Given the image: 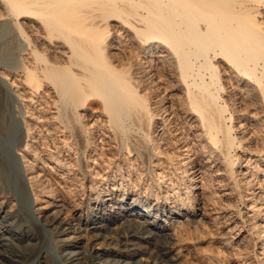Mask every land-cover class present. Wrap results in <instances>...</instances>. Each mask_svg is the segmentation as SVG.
Listing matches in <instances>:
<instances>
[{
	"label": "bare ground",
	"instance_id": "bare-ground-1",
	"mask_svg": "<svg viewBox=\"0 0 264 264\" xmlns=\"http://www.w3.org/2000/svg\"><path fill=\"white\" fill-rule=\"evenodd\" d=\"M262 7L264 8V0H0V20H6L2 24L6 23L7 27L4 29L10 37L9 42L7 40L3 48L0 47V73L4 78L9 75L18 76V89L23 90L25 97H29L32 103L37 102L29 104L32 112L38 107L41 108L36 114L37 121L30 120L27 132L19 126V118H13L16 130L15 147L26 159L24 162L29 163L43 157L39 154L41 151L36 143L43 144L44 151L49 152L57 166L62 167L69 163L64 170L69 178V186H74L68 192L57 190L50 183L51 179L44 182L37 177L39 175L32 164H28L25 170L31 175L30 182L36 200L39 193L51 195L55 199L60 193H64L61 200L71 203L72 197L79 190L77 183L81 182V191L84 192L86 186L83 179L88 181L91 176L95 187L90 183L92 188H88L90 192L87 199L90 201L95 195L98 203L96 208L91 209L98 211L95 218L88 217V221L78 218L75 225L63 219L62 212L66 209L64 204H54L56 210H47L42 220H31L37 213L35 208L23 209L19 203L20 206H15L18 194L15 182L23 185L22 187L26 182L14 174L16 161H13V165L7 161V156L12 151L9 142L12 136L9 133L14 131L8 129L7 122L13 112L8 111V108L14 102L9 96L7 86L0 83V198L6 199L1 200L0 211H5L8 215L13 206L17 207L13 211L17 223L6 225L8 227L5 231L0 226V264H21L22 261L31 264H55L54 259L58 260V264H95L97 258L98 264H119L122 261L121 258L94 253L98 249L95 247L110 251L108 255L136 258L123 262L124 264H141L142 261L145 264H198V260L202 263L203 255L196 257L192 252L189 258L185 257L183 260L181 257L180 260L174 256L165 263L167 258H163L160 252L150 260L145 258L144 250L137 247H128L126 250L116 247L122 243V238L128 237L127 232L120 230L123 228L121 216L126 213L141 215L139 208L145 215L150 216L151 209L166 217L169 214L188 216L185 221L172 219L174 221L166 224L161 219L164 226L159 227L165 230L173 228L177 239L183 241L184 246H188L191 233L197 234L194 232L197 231V219L194 217L199 212L202 201L196 192L191 194V180H196L201 172L197 166L204 153L207 154L204 158L208 161H205L203 167L200 164L201 169L204 170L213 163L218 166L217 162L224 160L227 168L225 172L229 178L236 179L242 194L246 191L247 195L252 189L253 177H247L245 173L247 181L244 189L243 178L237 177L242 153L246 152L247 138L245 135L239 138L234 132L235 129L245 131L243 117L246 120L251 116V119L257 117L254 113V116L250 114L251 110L253 112L258 107L254 106L256 103L259 106L263 103L264 107ZM121 30L129 34V43L125 47L122 35L119 34ZM121 47L125 48L123 56L118 52ZM163 48L171 56L163 68L167 72L172 71L175 76L172 82L184 91L181 106L186 118L185 127L182 125L184 130L180 129L183 137L179 136L180 133L177 134L178 128L174 129L172 126L175 120L166 118V115L173 113L169 111L171 105L165 93L169 86L162 90L164 94L160 97L164 104L168 102L165 109L161 108L162 105L159 106L161 101L157 98L161 89L157 81L160 64L155 57L156 52ZM20 52H25L22 58H19ZM4 57L8 60H4ZM236 102L237 106H234ZM52 109L54 111L50 115L48 110ZM190 116L192 118L189 119ZM259 118L255 120L258 121ZM192 119L199 143H202L200 149L198 146H190L192 140L188 139L192 133ZM235 119L239 120V124L234 128L235 125H230V122ZM94 125L103 132L99 136L98 130L93 128ZM259 129L262 130L261 127ZM55 134L61 140L56 139ZM97 138L108 142V148L112 145L111 152L114 156L121 157L120 161H116L120 175H123V160L129 161L130 164H126L135 167L138 174L139 171L142 174L145 169H149L147 174L150 173L154 179L156 175L163 176L162 169L158 171L157 166L163 163L169 166L170 185L181 186L178 189L172 186L176 199L169 201L167 196H162L164 199L160 201L161 197L152 186L148 195H155L158 202L151 207L147 199L141 202L142 197L131 198L126 185L120 194L116 191L115 182L112 188H102L111 179L110 175L105 176L90 170L92 163L89 158H93L91 152L98 148ZM175 139L183 140L182 144L189 141L181 150H173L177 146L174 144ZM166 145L172 146V150ZM88 146L92 148L87 150ZM238 149L242 153L233 154ZM263 149L257 150L256 154L253 148L248 151L247 144V151L254 156L262 154ZM62 151H66L67 157L79 154L84 155V158L74 159L73 156L67 161V158L59 157ZM185 152L192 154L181 160L180 155ZM104 153L97 152L96 155L101 156ZM94 159L96 164L98 158ZM19 166L22 165L19 163L17 167ZM142 168L145 169L141 171ZM218 170L222 168L218 166ZM250 172L252 175L258 173L254 168ZM128 173L131 178L132 171ZM205 173L207 174L204 172L201 177ZM13 200L16 204L12 203ZM118 201L121 203L117 205ZM6 215L2 216L0 223L5 222ZM251 215L254 219L264 218L263 209L258 207L256 213ZM155 221L156 224L160 223ZM175 222L180 224L175 225ZM97 223H104L107 230L119 229L116 235L110 231V236H105L112 241L106 240L104 235L86 240L85 235H92ZM64 225L69 227L63 229ZM199 226L201 225L198 228ZM41 227L52 233L53 243L57 242L54 253L45 250L41 244ZM250 229L256 230L257 236L262 240L264 252V226L255 221L250 224L249 231ZM166 234L168 237L162 245L167 249L168 255L172 245L168 240L170 233L167 231ZM56 235L59 238L56 239ZM61 235L64 236L62 239ZM115 238L117 239L114 240ZM199 250L195 249L196 252ZM219 259L221 264L226 261V258Z\"/></svg>",
	"mask_w": 264,
	"mask_h": 264
},
{
	"label": "rangeland",
	"instance_id": "rangeland-1",
	"mask_svg": "<svg viewBox=\"0 0 264 264\" xmlns=\"http://www.w3.org/2000/svg\"><path fill=\"white\" fill-rule=\"evenodd\" d=\"M262 9H264V8L262 7ZM2 21H6V20H0V23H1L0 24V47L2 46V48H3V45H5L4 43H6V41L8 39H10V37H9V35H7L6 29H4L5 27H7V25H6V23H3V24H5V25H3ZM119 34L122 35V39L124 41L123 45L125 47L129 43L128 36H127L129 34L127 32H124V30L119 31ZM7 42H9V40ZM124 47H121V49L118 50V52L121 56H123V54H124V51H125ZM160 50H161L160 52L159 51L156 52L157 57H155L157 59V63L160 64V66L158 68V72H157L158 73L157 74V76H158L157 81L160 84L161 89L159 91L160 96L157 98L159 101H161L160 97L164 94V93H162V90L165 87L169 86V88L166 90L165 93L167 94L169 104L171 105V108L169 111L173 112V113L170 116L166 115V118L168 120L171 119L170 121L175 120V123H173L172 126H174V129L178 128L177 134L180 133L179 136L182 135V137H183L184 135L181 132V130H184V128L182 127L183 124L185 127L186 114L184 113V110L182 109L181 105H182V98H183L182 92H184V91L182 89H180V87H177L174 82H172V79L175 78V76L172 74V71L167 72L166 69L164 70L163 67L165 65H167V61L171 58V56L168 55V52L164 48L160 49ZM23 54H25V52H23ZM23 54H22V52H20L19 58L20 57L22 58ZM4 58H5L4 60H8L6 57H4ZM1 65H0V69L2 68ZM162 69H163V71H162ZM1 76H2V74L0 73V78H1L0 83L2 85H5L4 87L7 86L6 88L8 89L9 94H10L9 96L13 100L12 102H14L8 108V111L9 110L13 111L11 113L12 117L7 122V125L9 126L8 129H9V131L14 130L13 133L15 135L12 133V131L9 133L12 136V138L9 141L11 143V147H12L11 150L12 151L10 152V155H8L9 157L7 156V161H8V163L10 162L9 164H11V165H13V161L14 162L16 161L15 162L16 169L14 170V174L17 176H20L22 178V180H24L26 182L25 183L26 185L24 187H22L23 185L22 186L19 185L18 182H15L16 183L15 184V186H16L15 190L17 191V193L19 195L17 194V199H16L17 204L14 200L12 201V203L13 204L15 203L16 204L15 206H17V207L21 205L23 209L31 208V207L35 208L37 213H35L33 215V217H31V220H37L38 218L41 220L44 219L45 212L47 210L54 209L55 208L54 204H56V203H57V205H60V204L65 205L66 209L63 210L64 213L62 212V217H63V219L65 218V221L72 223V225H75L78 222L77 221L78 218H83L86 221L89 220L88 217L95 218V215L98 214V211H96V210L91 211L92 208H96V206L98 205V203L96 202V198H94L95 195H93V198L90 201L87 199L88 192H90L89 189H91L92 186L95 187V182H93L91 176L89 177L88 181H87V179H83L85 186H86V189L84 192L81 191V189H82V187L80 186L81 182L77 183L78 186H76V187L79 190L77 189L78 190L77 194H75L74 197H72L73 201L71 203H67L66 201L63 202V200H61L62 197L65 195L64 193H60V195L58 196L57 199L53 198L51 195L48 196V195H43L42 193H39L38 200H36V196L32 190L33 187H32L31 182H30L31 175L29 174V172H26V170H25V169H27L26 165L32 164L37 175H39L37 177L38 178L40 177V179L43 180L44 182H48L51 179L52 182H50V183L52 184L53 187H55L57 190L63 189L65 192L66 191L68 192V189L74 188V186L72 187V185L69 186V182H67L69 180V178H67V172L64 170V169H67V166H69V163H67L65 166H62L63 168L57 166L56 161L49 156V154H48L49 152L44 151V149H45L44 145L38 144V143H36V145L38 146V149H40V151H41L39 154L42 155L44 158L42 157L40 160L36 159V161H32L29 163L24 162V160H26V159L23 158V156L21 155V152L15 147V144H14L16 142L15 141V139H16L15 138V136H16L15 131L16 130H15V125L13 123V120L16 117L19 118V123H20L19 126H21V128H23V130H25V132H27V127L29 125L30 120L32 122H34L33 120L37 121L36 114L41 108L38 107L37 110L35 109L32 112V109L29 106V104L30 103L36 104L37 102L34 101V103H32L31 99L29 97H25V92L23 90L20 91V89H18L19 88L18 83L20 82L18 76L14 77L12 75H9L6 78H4L3 76L1 77ZM258 103H261V102H258ZM235 104H234V106H237V102ZM260 105L261 106H259V104L256 103L254 105L256 107L258 106L256 108V110H254L253 112H252V110L250 111V114H252L253 116L255 114L257 117L254 116V118L251 119V117H252L251 116L249 120H246V119H244L245 117H243L242 121L245 124V129H244L245 131L235 129V132H234L235 136H237L239 138H242L243 135H245V137L247 138L246 152H244V154H243L242 150L238 149L236 152L233 153V154L242 153V159H241L242 163H241L240 168H239L240 173H238L237 177L238 178L240 177L241 179L243 178V180H242L243 181L242 182L243 189L245 188V183L247 181V177H250V178L253 177V183H254L255 187L253 186L252 189L247 193V195H245L246 191H244V194H242L241 189H238L239 185L236 184V182H235L236 179L229 178L228 173L225 172L226 171L225 169H227V168L225 167L226 162L224 160H223L224 162L222 160L218 161L219 163L217 162V164H219L218 165L219 168H222V170H218V166H216V163H213V164H211V166L204 168V170H203V168L201 169L200 164H202V167H203L206 163L205 161L207 160L206 158H204V157H206L207 154L202 152V153H204L205 156L202 154L203 155L202 160L199 161V165L197 166V169L199 168L201 170V172L198 173L199 175L197 176L196 180H191L192 186L190 187L191 194L196 192L202 201L200 203L201 208H200L199 212L195 214V217H194L195 219H197L195 222L197 224V226H196L197 231H194V232H197V234L193 235L194 233H191L192 238H189L188 239L189 241H187V243L189 245L184 246L183 241L179 240V238L177 239V237L174 235L175 232H174L173 228L172 229H166V230L159 228L160 226L161 227L164 226V222L162 224L161 219L165 220V224H166V222H170L172 219H175V220H183L184 219L183 221H185L186 218H188V216L182 217V216H178L176 214H173V215L169 214L168 217H166L159 211L157 214L155 209H151L152 212H151V216H150V215H145L144 212H142V210L139 208V212H141V215L126 213V214H124L125 216H123V215L121 216V222L123 223V228L120 230H121V232H127L128 237L122 238V240H123L122 243L118 244V246H116V247H119L120 249H124V250H126L128 247H130V248H136L137 247L139 249L144 250L145 253L143 252V254H144V256H146L145 258H148L150 260H152L153 257L155 258V255H157V253L160 252V254L163 255V258L164 257L167 258V261H165V263H167L169 260H171V258L174 256L178 259L180 258V260H182V258L184 260L185 257L189 258L190 253L192 252L193 255L196 257L197 256L201 257V255H203L201 257L203 259L202 263H201V261L198 260V262H199V263L197 262L198 264H221L219 262V260H220L219 258H226V261L224 262V264H264V254H263L264 252L262 251L263 250L262 240L257 236L256 230L250 229L251 231H249L250 224L255 222V221L257 223H259L260 225L264 226V218H257V219L255 218L254 219V218H252V215H251V214L256 213L258 207H261L263 209V212H264V152L263 153L260 152L262 154H260L259 156H254L252 153L248 152L253 148L254 150H256V154H258L257 150H261L262 148H264V141H263V139H264V134H263L264 133V126H263V124H264V107H263V103H261ZM159 106H161V108L164 107L163 109H165L166 106H168V102H167V104H164L161 101V102H159ZM53 111H54L53 109L48 110V113L50 115H52ZM255 111H258L257 112L258 115ZM31 113H33V116L34 115L35 116L30 117ZM190 118H192V116H190L189 119ZM258 118H259V120L256 121L255 119H258ZM192 121H194V119L191 120L192 130L190 132H192L191 133L192 138L190 137L188 139L190 141L192 140L190 146H198V148L200 149V147H202V143H199V138L197 137L198 133L196 131V128L193 126L195 123ZM91 122H92V120H90V123ZM181 122H182V124H181ZM238 122H239V120L235 119L232 122H230V125L233 123V125H235L234 126V128H235L239 124ZM260 123H262V124H260ZM174 124L176 125V127ZM10 126H11V128H10ZM260 127L262 128V130L259 129ZM49 128H51V125ZM93 128L96 129L95 131L98 130V136H99L100 132H101V131H99L100 127H96V125H94ZM36 130H37V128H36ZM47 131L48 130L46 129L45 132H47ZM102 133L103 132H101V134ZM58 135H60V134H58ZM55 136L57 137L56 134H55ZM103 136H105V135H103ZM246 138H245V140H246ZM50 139H51V137H50ZM56 139L61 140L59 137H57ZM189 140H187L186 143L182 144L181 141H183V140L178 141V139H175L174 144L179 146V148H177V146H176V148H173V150H181L180 148H183V146L185 144H187V142ZM175 141H176V143H175ZM260 141H262V142H260ZM96 142L99 145L97 144V147H98L97 150H95V151L93 150L94 152L93 151L91 152V155L93 158H91V157L89 158L90 162L92 163L90 170H91V172H94V173L96 171L100 172L101 174H104L105 176L110 175L109 178H111L110 180H108V182L105 185L102 186V188H104V187H105V189L112 188L114 186L113 183L115 182V186L117 187L116 191L120 194L123 191L122 190L123 186L126 185L127 187H129L128 190L131 193L130 194L131 198H136L137 196H139V198L142 197L141 202H143L145 199H147V202H149V204H151V207H153L155 205V203L158 202V199L156 198L155 195H148L149 189L152 186L154 187V190L158 193V195L161 197V198H159L160 201H161V199H164L166 196L168 197L169 201L176 199L174 196L176 194V192L172 186H174L177 189L179 187L181 188V186H178V184H173L172 186L170 185L171 183H170V180H168V178L170 176L171 170H170V167L167 166L165 163H163L164 165L161 164L157 167L155 166L158 171H160L162 169L161 171H163V176L158 177L156 175L155 179H154V178H152V175L150 176V173L147 174L148 173L147 171H149V169L146 170L145 168H142L141 171H143V169H145V170L142 172V174H140V171H139V174H138V172H135L136 171L134 169L135 167H132V166H129L128 164H126V163H129V161L123 160L124 161V162L122 161V164H123L122 173L124 175L123 176V175H120V172L117 170V165H116L117 164L116 161H120L121 157L119 155L114 156V154L112 153L113 152L112 149L110 150V148H112V145H110V148H108L109 147L107 145L108 142L107 143L104 142L102 140V138H97ZM194 143H196V144H194ZM247 144H248V148H249L248 151H247ZM113 146H114V144H113ZM92 147H93V145H92ZM92 147L88 146L87 150H90ZM166 147H168L169 150L170 149L172 150V146L166 145ZM106 148L109 150H106ZM101 149L105 153L101 154V156L96 155L97 152H102ZM196 150H197V148H196ZM65 152L66 151H62V152H60V155H59V153H57V154L59 155V157H64L65 159L67 158L66 159L67 161L69 159H72L73 156H74L73 157L74 159L78 158V157L84 158V155L80 156L79 154H75L72 156L70 155L69 157H67V153H65ZM192 152H194V150ZM192 152H190V153L185 152L184 154H181L180 159L185 160L186 158H188L192 154ZM107 153L109 154V156ZM111 153L113 154V157H112ZM94 157L98 158V162H99V163L97 162L98 164L94 163V161H96V159H94ZM107 157H109V158H107ZM110 157L113 159H111ZM131 157H132V155H131ZM49 158H51V159H49ZM102 158H103V161L101 160ZM83 161H86V159H83ZM108 162H110V163H108ZM19 163H20V165L23 166V167L21 166L23 169H21L20 166L17 167L19 165ZM247 166H249V167H247ZM18 168H20L21 170ZM128 168H129V170H128ZM248 168H249V170H248ZM253 168L255 171L258 172L256 175L255 174L252 175L250 172ZM130 170L132 171L131 178L128 176V174H129L128 172ZM202 172L203 173L207 172V174L205 173L204 174L205 176L201 177V175H203ZM167 173H169V175H165ZM245 173L247 174V177H245ZM101 174H98V176L101 177ZM89 175H90V173H89ZM17 176H16V178H17ZM203 177H205V178H203ZM137 178H138V180H137ZM91 180H92V182H91ZM90 183L91 184L93 183L92 186L90 185ZM207 184H209V185H207ZM137 191L138 192L140 191V192L138 193ZM162 196L164 198H162ZM119 198L121 199L122 196H120ZM1 200L6 201V199H4V198H0V202H1ZM120 201H118L117 205L119 203H121ZM18 203L20 205H18ZM108 203H113V202H108ZM9 204H11V203H9ZM17 207H15V208H17ZM156 207L157 206H155V208ZM12 208H13L12 211L8 215L5 214L6 213L5 211H4V213L0 211V219L2 218V216L3 217L5 215L7 216L5 222L0 223V226L2 227L1 229L4 228V231L8 227L6 225L11 224V223L12 224L17 223V220H16L17 217L15 219V215L13 212L15 210V208H14V206ZM127 208H128V206H127ZM5 209H8V207H6ZM54 210H56V209H54ZM118 211L122 212L121 210H118ZM152 214H154L153 215L154 217H152ZM155 216H157V217H155ZM170 216L172 218H169ZM155 220H158L160 223L156 224ZM172 221H174V220H172ZM150 222H154V223H150ZM100 224L101 223L96 224L97 228L92 230V235L86 233L87 234V236H86L84 234L86 237V240H87V238L89 240V238H94L96 236L98 237V236H103V235H104L103 237L105 238V236H107V237L110 236V234H109L110 231H112V233L115 234L119 230V229L118 230H115V229L107 230V228H105L103 226L104 223L101 224L102 226ZM176 224L179 225L180 223L175 222V225ZM199 224L201 226H199V228H198ZM65 227H69V225H64L63 229ZM198 229H199V231H198ZM39 230L41 232L40 234H41V238H42L41 244H43V247L45 248V250L47 249V250L51 251L52 253H54L55 252L54 249H56V245L58 246V244H57V242L53 243L52 233L49 232L48 230L46 231V229H44L42 227ZM167 231L171 235L168 238V240L170 241L169 242L170 245H172V247H173V248L171 247L168 255L166 253L167 249H165L163 247V245H164L163 242L165 243L166 239L168 237L166 234ZM53 232L55 233L56 230H54ZM199 232L201 235L199 234ZM134 234H138V236H135ZM197 235L199 238L197 237ZM91 236H93V237H91ZM55 237H56V239L59 238V236H57V235ZM63 237H64L63 235L60 236L61 239ZM107 237L105 238L106 240L108 239ZM116 239L117 238H115L114 240H116ZM108 241H112V239L111 240L108 239ZM124 242H126V243H124ZM172 242H174V243H172ZM25 244H27V241H25ZM54 245H55V247H54ZM95 248H98V249H95L94 253H97V252L103 253V256L110 257V258H121L122 261H120L119 264H124L123 262L130 261V260L133 261L136 259L133 257L128 258L126 255H121V256H119V255H116V256L108 255V253H110V251H107L105 248H103V249H100L99 247H95ZM196 248H198V250L200 249L199 251H202L203 253H198L199 251L196 252L195 251ZM59 249H62V248H59ZM77 250H80V249H77ZM246 250H247V252H246ZM193 251H195V252H193ZM104 254H107V255H104ZM181 254L183 256H181ZM201 258H200V260H201ZM98 261H99V258L96 259L95 264H98ZM22 263L23 264H31V263L25 262V261H22ZM54 263L58 264V260L54 259ZM141 264H145V261H142Z\"/></svg>",
	"mask_w": 264,
	"mask_h": 264
}]
</instances>
